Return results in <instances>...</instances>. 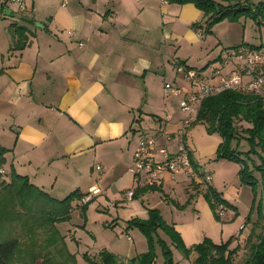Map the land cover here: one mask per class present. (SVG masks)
Listing matches in <instances>:
<instances>
[{"label":"crops","instance_id":"1","mask_svg":"<svg viewBox=\"0 0 264 264\" xmlns=\"http://www.w3.org/2000/svg\"><path fill=\"white\" fill-rule=\"evenodd\" d=\"M24 3L31 15L18 11L23 20L19 22L15 9L0 6V147L7 150L2 171L8 175L12 168L56 200L73 191L85 194L91 186L97 188L93 199L104 197L116 206L140 197L147 210L158 209L163 218L159 202L150 205L153 190L140 192L131 200L124 199V192L133 187L129 169L140 138L170 125L162 107L163 113L157 115L158 106L151 109L149 94L166 74L168 58L173 71L185 64L170 55V47L199 43L202 13L192 4L164 0ZM252 25H264V18ZM17 27L24 29L21 49L16 47ZM240 46L264 48L262 42H241L234 48ZM217 59L221 67L206 71L209 79L218 70L221 74L232 70V64L221 55L212 61ZM162 90L166 93L164 85ZM187 144L190 148L188 140ZM194 185L187 176L179 175L174 180L165 178L156 190L170 198L180 189L183 199L193 197L205 209L199 200L203 191ZM76 202L71 206L76 207ZM147 216L144 211L141 218ZM245 221L234 232L236 238L241 235L240 242L230 247L238 248L234 264L247 260L250 235L259 234L257 219ZM100 252L85 255L97 261Z\"/></svg>","mask_w":264,"mask_h":264},{"label":"trees","instance_id":"2","mask_svg":"<svg viewBox=\"0 0 264 264\" xmlns=\"http://www.w3.org/2000/svg\"><path fill=\"white\" fill-rule=\"evenodd\" d=\"M164 1L176 5H194L205 19V33H209L213 25L223 20L234 22L242 17H249L258 21L264 17V2L252 5L248 0ZM14 34L17 36L16 47L21 49L25 44L24 29L17 27ZM196 122L205 125L209 134L219 135L221 142L217 147L216 157L238 163L241 181L250 186L259 184L264 193V102L246 93L223 92L201 101ZM241 139L248 145V150L244 153L238 151ZM6 153L7 150L0 147V264H75L74 256L68 252L64 237L56 225L69 221L71 203L80 200L84 194L73 191L62 200L53 199L12 168L5 175L4 179H8H2ZM251 157H255L258 163ZM246 160L251 163L250 166ZM192 164L196 169L197 166L193 162ZM253 173L259 175L258 180L252 176ZM146 190H156V187L136 190L133 199ZM203 197L213 209L217 205L230 207L210 186L203 191ZM88 203L80 207L81 213L84 214ZM263 208L260 202L257 205V221L261 232L257 236L250 235V255L243 264H260L264 260ZM147 214L145 220L135 218L125 222L127 229L135 228L145 237V253L127 262H122L105 250L98 254L97 261L87 255L84 258L91 264H154L158 248L163 264H175L171 253L173 246L185 258L192 256L190 264H234L238 248H230L229 241L215 244L204 238L202 242L187 248L180 235L163 220L158 210H147ZM159 231L169 239L170 245L160 238ZM253 237L256 240L251 243Z\"/></svg>","mask_w":264,"mask_h":264},{"label":"rangeland","instance_id":"3","mask_svg":"<svg viewBox=\"0 0 264 264\" xmlns=\"http://www.w3.org/2000/svg\"><path fill=\"white\" fill-rule=\"evenodd\" d=\"M259 2H264V0H248L250 4ZM9 6L15 9L17 13L15 19L18 22L23 21L22 16L18 13V6L15 4H9ZM203 19L202 15L199 24L203 27V34L199 43L191 45L182 42L179 47L171 46L169 50L170 55H175L173 57L175 60L184 61L186 64V66L185 64L179 65L203 77H206V71H210L211 68L221 67L218 59L212 60L218 55L226 60L228 49H234L235 45H239L241 42L252 45L262 42L264 45V25L253 27L252 22L254 21L249 17H242L234 22L223 20L213 25L209 33H205L207 26ZM259 27L260 30H258ZM167 60L165 61L166 74L163 78L161 77V80L149 94V106H153L151 108L153 110L158 106L154 112L156 115L163 113V111L164 117L168 115L170 125L167 130L172 133L177 130L179 120L185 115L179 111V100L171 92L164 93L162 87L164 83H169L180 89H187L189 85L181 75L175 74L172 63ZM209 61H211L210 64ZM174 78L176 79L174 80ZM164 104L165 106H163ZM185 140L186 143L187 140L190 143L189 149L191 157L195 160L194 162L197 161L209 174L211 178L209 186L218 192L230 207L217 205L213 209L202 194L199 200L205 205V209H203L202 206L195 204L193 197L183 199L180 195L182 194L180 189L171 194L170 198L161 191H150L152 192L149 195L150 205L159 202L163 220L168 225L176 227L185 247L190 248L198 244V239L202 242L204 238H208L212 242L229 241L230 247H233L241 240V235L236 238L234 232L240 230V225H246L245 220L258 219L257 205L260 202L264 207L262 188L259 184L250 186L241 181L239 176L240 165L238 163L216 157L217 146L220 144L221 139L216 133L209 134L205 125L195 121L187 131ZM247 150V143L241 139L238 151L244 153ZM251 158L258 163L255 157ZM246 162L249 166L251 165L248 160ZM2 175V179L6 178L3 171ZM252 176L257 180L259 178L257 173H253ZM84 187H86V184L81 185L80 189L82 190ZM145 203L138 197L133 202H124L121 203V206H116L109 203L104 197H98L87 204L84 214L81 213V206L72 207L69 221L57 224L56 228L64 237L66 248L74 256L75 264H91L84 258V255L87 253L88 255H94L98 250H105L118 255L117 258L120 260L130 259L138 254L145 253L147 251L145 237L135 228L127 229L126 221H122L135 218L147 219L141 218L143 212H147L148 209ZM253 203L254 208L252 209ZM259 232H261V228ZM158 235L170 244L169 239L162 232L159 231ZM156 252L157 260L155 264H163V257L158 248ZM171 253L174 263H189V259L185 258L182 252L173 246L171 247ZM236 264H240L239 260Z\"/></svg>","mask_w":264,"mask_h":264},{"label":"built area","instance_id":"4","mask_svg":"<svg viewBox=\"0 0 264 264\" xmlns=\"http://www.w3.org/2000/svg\"><path fill=\"white\" fill-rule=\"evenodd\" d=\"M9 4L17 5L18 10L26 17L31 15L24 0H0V6L7 7ZM226 58L232 64V70L225 74L218 70L210 79L182 65L175 67L176 74L183 77L189 88L180 89L166 83L164 91L171 92L179 99V111L185 116L179 120L175 132L171 133L165 127H160L140 138L129 169L133 187L124 192L125 200L133 199L136 190L159 187L165 178L174 180L179 175L187 176L202 191L207 189L211 178L198 167H193L191 151L185 140L187 131L196 121L201 101L232 91L250 94L264 102V48L240 46L229 50ZM95 193L97 188L91 186L75 206L90 202Z\"/></svg>","mask_w":264,"mask_h":264},{"label":"water","instance_id":"5","mask_svg":"<svg viewBox=\"0 0 264 264\" xmlns=\"http://www.w3.org/2000/svg\"><path fill=\"white\" fill-rule=\"evenodd\" d=\"M260 264H264V260Z\"/></svg>","mask_w":264,"mask_h":264}]
</instances>
